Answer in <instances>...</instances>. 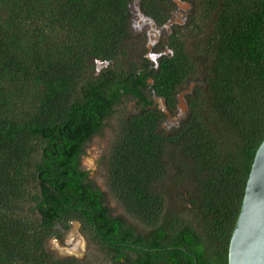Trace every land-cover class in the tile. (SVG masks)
Instances as JSON below:
<instances>
[{"label":"trees","instance_id":"obj_1","mask_svg":"<svg viewBox=\"0 0 264 264\" xmlns=\"http://www.w3.org/2000/svg\"><path fill=\"white\" fill-rule=\"evenodd\" d=\"M191 82L168 127L154 95ZM114 116L106 185L144 234L81 163ZM263 139L264 0H0V264H91L49 247L72 219L103 262L228 264Z\"/></svg>","mask_w":264,"mask_h":264},{"label":"water","instance_id":"obj_2","mask_svg":"<svg viewBox=\"0 0 264 264\" xmlns=\"http://www.w3.org/2000/svg\"><path fill=\"white\" fill-rule=\"evenodd\" d=\"M160 101L166 109L165 100ZM79 226L77 221H72L71 232L65 240L68 245L72 244L71 240L78 239L81 243L85 240ZM58 251L60 255H80L62 247ZM228 264H264V139L256 150L231 234Z\"/></svg>","mask_w":264,"mask_h":264},{"label":"rangeland","instance_id":"obj_3","mask_svg":"<svg viewBox=\"0 0 264 264\" xmlns=\"http://www.w3.org/2000/svg\"><path fill=\"white\" fill-rule=\"evenodd\" d=\"M137 14H140L139 11H136ZM181 13V12H179ZM181 15V14H180ZM154 29L152 30V32ZM155 32V31H154ZM196 34V33H195ZM194 34V35H195ZM119 117L114 116L113 119L109 120L106 125L110 122L109 126H106L103 130L102 133H100L98 136H96L93 140V147L94 148H86V153H84L83 156V167L86 169H90V166L95 167V178H99L103 190L107 194V197L109 199V205L112 208V211L114 214L121 215L122 217L126 218V220H129V223L136 226L139 232L141 234H144L145 232H142L143 230H146L143 228L141 224H139L138 219L135 220L132 217H130L122 208V206L118 203V201L113 198L112 194L110 193L107 185H106V180H107V174H106V169L104 168L105 165H99L96 161V158H100L101 155L106 153L112 143L113 140V131L112 129H115L118 123ZM177 121H179L176 118ZM90 146V143L88 144ZM89 150V151H88ZM93 153H95V159L93 157ZM125 213V214H124ZM142 230V231H141ZM69 235V232H65L64 236ZM82 234V233H81ZM83 235V234H82ZM85 240L83 243H81L78 239H76L74 242L72 241V244L69 246L67 249L68 251H75L76 253H79V259H84L88 263L90 262L91 264H112L109 260L106 262H103L102 260L100 261V258L102 255L98 254V250L93 242L88 240L87 243V237L83 235ZM86 241V242H85ZM85 244V245H84ZM50 247V246H49ZM51 251H53L55 254L60 255L58 249L50 247ZM79 251V252H77ZM60 256H74V255H60Z\"/></svg>","mask_w":264,"mask_h":264},{"label":"flooded vegetation","instance_id":"obj_4","mask_svg":"<svg viewBox=\"0 0 264 264\" xmlns=\"http://www.w3.org/2000/svg\"><path fill=\"white\" fill-rule=\"evenodd\" d=\"M140 15H143V14H140ZM165 28L168 29V25H165ZM156 33L159 34V35H152L150 32L152 31L151 29L150 30H147L145 32L146 33H150V38L152 40L157 41L153 47H159V48H166L165 47V41H162L165 36L164 35H169L170 33H165L164 32L162 34L161 33V29L162 27H155L154 28ZM150 38H149V43L150 45L153 43V41H150ZM149 81H153V79H149ZM191 85H193V83L191 82L190 84V87H185V88H182L181 91H180V94L179 92L176 93V96L179 98V101L176 102L174 108H170L169 105H168V102L167 100L164 98V97H161V96H155L154 95V103H155V106H158L161 108V110H164L166 112V115H167V121H166V124H168V127H171L172 125H174L175 123H179V121L176 120V118L178 120H182L183 118H185L186 116L189 115V112H190V108H189V103H188V96H189V93L192 91V87ZM181 98H184L183 100L185 101V103L181 104L180 102V99ZM161 99H164L165 100V104H166V109H163V105L161 103ZM183 108V109H182ZM116 129H112L113 131V139L115 138V135H116ZM104 130V129H103ZM103 130L97 134H94L93 136H91L92 138L88 141V142H85V147H89V148H94L93 147V140L96 136H98L100 133L103 132ZM90 143V146H88V144ZM86 150V148H85ZM89 151V150H88ZM109 151V150H108ZM108 151L104 154L101 155V157L98 159L96 158V161L99 165H105V169H106V165H107V159H108ZM84 156V155H83ZM83 156H82V159H81V163H82V166H83ZM93 157L95 159V153H93ZM84 168V167H83ZM87 169V168H86ZM89 171V178L93 180V182L95 183V185L99 186L102 190V186L101 184H99V182H101V180L99 178H95V167L93 166H90V169H87ZM105 196H106V202L107 204L109 205V199L107 197V194L105 193V191L103 190ZM110 206V205H109ZM111 208V206H110ZM123 208V207H122ZM124 210V209H123ZM111 211H112V208H111ZM113 212V211H112ZM125 214V213H124ZM121 216V215H119ZM124 218V217H123ZM126 220V218H124ZM72 221H77L75 219H72V220H69V225H68V228H64L61 223L58 224L56 227H55V231H59V233H55L53 234V236L51 238H49V246L52 247V248H56L58 249L59 247H62L63 249H68L70 245H68L66 243V239H67V236H64L65 232H71V225H72ZM129 222V220H126ZM80 223V226H79V231L87 237L86 233L84 232V223L79 221ZM88 239V237H87ZM88 241V240H87Z\"/></svg>","mask_w":264,"mask_h":264}]
</instances>
